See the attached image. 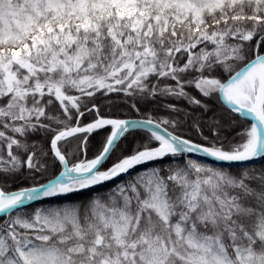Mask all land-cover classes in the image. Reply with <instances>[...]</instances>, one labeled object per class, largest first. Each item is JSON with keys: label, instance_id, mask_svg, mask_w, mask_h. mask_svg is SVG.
<instances>
[{"label": "snow or ice", "instance_id": "obj_1", "mask_svg": "<svg viewBox=\"0 0 264 264\" xmlns=\"http://www.w3.org/2000/svg\"><path fill=\"white\" fill-rule=\"evenodd\" d=\"M0 264H264V0H0Z\"/></svg>", "mask_w": 264, "mask_h": 264}]
</instances>
